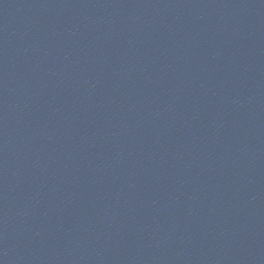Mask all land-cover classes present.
<instances>
[{"label":"water","instance_id":"obj_1","mask_svg":"<svg viewBox=\"0 0 264 264\" xmlns=\"http://www.w3.org/2000/svg\"><path fill=\"white\" fill-rule=\"evenodd\" d=\"M0 264H264V0H0Z\"/></svg>","mask_w":264,"mask_h":264}]
</instances>
